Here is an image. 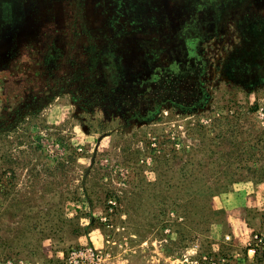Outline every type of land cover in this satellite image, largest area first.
Instances as JSON below:
<instances>
[{
    "label": "rangeland",
    "instance_id": "obj_1",
    "mask_svg": "<svg viewBox=\"0 0 264 264\" xmlns=\"http://www.w3.org/2000/svg\"><path fill=\"white\" fill-rule=\"evenodd\" d=\"M7 1L0 264H264V0Z\"/></svg>",
    "mask_w": 264,
    "mask_h": 264
},
{
    "label": "trees",
    "instance_id": "obj_2",
    "mask_svg": "<svg viewBox=\"0 0 264 264\" xmlns=\"http://www.w3.org/2000/svg\"><path fill=\"white\" fill-rule=\"evenodd\" d=\"M248 143H249L248 148H246L242 154L237 152V151L225 152L219 156V159L220 158L223 159V158H226L228 156L227 160H224V159L223 160L225 162H227V161L229 162V161H234L237 158H243L244 162H246V164H248L249 166L250 165L253 166L254 163L256 162L255 160H253L255 158L254 155L259 153V156H261L262 152L264 151V130H261L258 133H256L255 135H253V137H251L249 139ZM259 149H262V150H259ZM228 162H227L228 165H226L224 168L220 167L219 169H217L215 171L217 173V179H218L216 184L211 186V187L204 184L202 186V193H209V191H213V194L215 195L219 192V190L221 188L224 187L223 181H221L220 178L224 177L225 174H229V173L231 174ZM242 164H244V165H242V166L237 165V166L233 167L232 175L235 173H238L240 168L242 169L244 166H246L245 163H242ZM248 168H250V167H248ZM252 172H253V174H255V172H258V168H256ZM205 205H206V202L203 201V207ZM212 213L215 214V213H217V211L213 210Z\"/></svg>",
    "mask_w": 264,
    "mask_h": 264
},
{
    "label": "built area",
    "instance_id": "obj_3",
    "mask_svg": "<svg viewBox=\"0 0 264 264\" xmlns=\"http://www.w3.org/2000/svg\"><path fill=\"white\" fill-rule=\"evenodd\" d=\"M110 258V253L99 250L94 245L88 243L69 248L62 260V264H103L110 261ZM15 262L13 259H7L5 264H15ZM17 264L28 263L24 260H19Z\"/></svg>",
    "mask_w": 264,
    "mask_h": 264
},
{
    "label": "crops",
    "instance_id": "obj_4",
    "mask_svg": "<svg viewBox=\"0 0 264 264\" xmlns=\"http://www.w3.org/2000/svg\"><path fill=\"white\" fill-rule=\"evenodd\" d=\"M132 2V0H131ZM201 1H199L197 4H196V7H200L201 6ZM10 1H7L5 2V4L3 6H0V8L2 9L1 10V13L4 12V11H7L9 10L10 8ZM125 10L127 9H132L133 11V5L129 6V8H127V6L124 8ZM1 13H0V17H1ZM184 30L182 31L184 33V40H185V43H192L193 41L196 43L197 39H198V35L200 34L201 30L197 27V25H191V23H187L186 25H184ZM88 241V240H87ZM32 264H41V262H39L38 260L35 259V261L32 263Z\"/></svg>",
    "mask_w": 264,
    "mask_h": 264
},
{
    "label": "flooded vegetation",
    "instance_id": "obj_5",
    "mask_svg": "<svg viewBox=\"0 0 264 264\" xmlns=\"http://www.w3.org/2000/svg\"><path fill=\"white\" fill-rule=\"evenodd\" d=\"M184 28H185V27H183L182 31L184 30ZM200 28L202 29V26H200ZM182 31H181V33H182L183 36H184V33H183ZM204 35H205L204 31H201L200 34L198 35V39H197L196 43L193 41V42L191 43V47H192L193 45L195 46L197 43H199V41H200L201 39L204 38ZM188 43H189V42H188ZM186 47H187V45H186ZM187 48H190V47H187Z\"/></svg>",
    "mask_w": 264,
    "mask_h": 264
}]
</instances>
